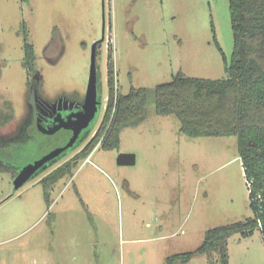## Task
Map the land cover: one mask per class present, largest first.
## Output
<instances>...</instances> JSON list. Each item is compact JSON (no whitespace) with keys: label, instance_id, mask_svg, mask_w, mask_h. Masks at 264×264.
I'll return each instance as SVG.
<instances>
[{"label":"rangeland","instance_id":"rangeland-1","mask_svg":"<svg viewBox=\"0 0 264 264\" xmlns=\"http://www.w3.org/2000/svg\"><path fill=\"white\" fill-rule=\"evenodd\" d=\"M25 42L35 50L34 72L23 64ZM94 42L92 120L77 143L16 185L13 171L69 139L67 127L44 130L43 109L61 106L43 103L84 100ZM232 46L228 0H0V162L13 166L0 172V264H165L199 246L206 230L251 217L236 137H188L174 115L154 112L152 98L148 117L121 130L118 149L96 146L90 162L55 183L49 206L39 182L97 130L108 51L114 87L124 94L131 85L169 82L179 70L222 78ZM119 153H133L135 162L119 165ZM227 254L228 264H264L260 230L232 234ZM217 259L195 255L186 264Z\"/></svg>","mask_w":264,"mask_h":264},{"label":"trees","instance_id":"trees-1","mask_svg":"<svg viewBox=\"0 0 264 264\" xmlns=\"http://www.w3.org/2000/svg\"><path fill=\"white\" fill-rule=\"evenodd\" d=\"M228 12L233 46L229 60L222 56L225 74L222 78L190 77L179 70L169 82L152 89L131 85L123 94L114 87L112 55L108 51L104 114L90 140L40 178L48 206L49 191L55 183L64 176H72L79 161L89 156L96 146L104 150L118 149L121 130L137 127L148 117L152 98L154 112L174 115L180 132L188 137H236L245 184L249 183L252 211L246 220L206 230L199 246L169 255L165 264H186L195 255L214 252L219 264H228L227 241L234 233L247 237L259 229L264 241V0H228ZM214 41L222 51L216 38ZM35 59L33 45L25 42L23 64L28 71L34 70ZM8 118L7 115L5 120ZM12 168L11 163L0 162V172ZM13 173L16 176V171Z\"/></svg>","mask_w":264,"mask_h":264},{"label":"water","instance_id":"water-1","mask_svg":"<svg viewBox=\"0 0 264 264\" xmlns=\"http://www.w3.org/2000/svg\"><path fill=\"white\" fill-rule=\"evenodd\" d=\"M97 42V41H96ZM96 42L92 44L91 49V59H90V69H89V77L87 83V89L85 93L84 100L82 102V109L75 114L74 119L70 120H57L51 126H47L44 130H52L59 126L67 127L71 130V135L67 142L56 148H53L48 153L44 154L42 157L37 159L36 161L30 162L22 167H20L19 171L15 176L16 185L23 184L36 170H38L41 166L47 163L49 160L53 159L55 156L63 152L64 150L71 147L79 137V134L83 128H85L90 121L92 120L96 105V63H95V53H96ZM67 103L66 99H58L57 101L52 102L51 104H45L46 107L51 106L54 107L58 104H63V106ZM135 162V155L133 153H119L117 156V163L119 165L133 164Z\"/></svg>","mask_w":264,"mask_h":264},{"label":"flooded vegetation","instance_id":"flooded-vegetation-1","mask_svg":"<svg viewBox=\"0 0 264 264\" xmlns=\"http://www.w3.org/2000/svg\"><path fill=\"white\" fill-rule=\"evenodd\" d=\"M34 70L31 71V72H34ZM38 101L39 102H42L40 100H38ZM82 102L83 101H80V100H77V99H67V103L64 106H63V104H60L61 108L59 110L56 108L58 111L56 110L57 112H54V113H53V111H52V109L50 107L49 108H46V109H43V112L44 113H43V117H42V120H43L42 125L43 124L44 125H47L48 124V126H51L52 124H54L55 122H53L52 119H53V117H54V115L56 113L59 114V115H64V113H68V112L76 113V112L80 111L82 109ZM57 106H58V104H57ZM62 108H64V109H62ZM34 111H35V109H34ZM34 120L35 121L37 120L35 113H34ZM68 130H70V129H68ZM70 135H71V130H70Z\"/></svg>","mask_w":264,"mask_h":264},{"label":"built area","instance_id":"built-area-1","mask_svg":"<svg viewBox=\"0 0 264 264\" xmlns=\"http://www.w3.org/2000/svg\"><path fill=\"white\" fill-rule=\"evenodd\" d=\"M86 161H87V162H88V161L90 162L89 156H87V157L85 158V162H86ZM246 186H247V187L249 186V183H248V182H246Z\"/></svg>","mask_w":264,"mask_h":264},{"label":"crops","instance_id":"crops-1","mask_svg":"<svg viewBox=\"0 0 264 264\" xmlns=\"http://www.w3.org/2000/svg\"><path fill=\"white\" fill-rule=\"evenodd\" d=\"M50 203H51V201H50Z\"/></svg>","mask_w":264,"mask_h":264}]
</instances>
